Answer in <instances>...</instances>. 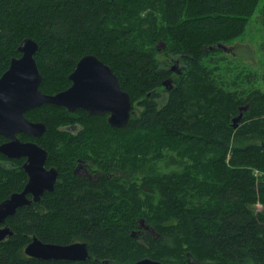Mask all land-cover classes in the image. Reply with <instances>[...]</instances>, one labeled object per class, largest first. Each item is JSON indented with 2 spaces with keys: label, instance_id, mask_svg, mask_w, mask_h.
<instances>
[{
  "label": "trees",
  "instance_id": "16d2710c",
  "mask_svg": "<svg viewBox=\"0 0 264 264\" xmlns=\"http://www.w3.org/2000/svg\"><path fill=\"white\" fill-rule=\"evenodd\" d=\"M260 2L0 0V76L31 37L39 43L35 58L44 80L61 83L56 92L71 85V70L92 53L112 67L132 104L142 106L138 115L133 107L122 128L111 126L107 114H86L84 130L65 146L56 127L62 117L52 112L44 119L40 141L62 182L7 219L14 233L0 241V264H136L144 257L164 264L264 263V211L251 207L264 205V177L255 175L264 172V90L253 85L254 73L224 72L225 60H205L223 52L220 43L243 35ZM149 7L160 21L153 13L142 16ZM160 41L185 61L183 74L174 77L172 60H161ZM167 78H173L171 89L163 85ZM162 87L168 93L163 104ZM247 103L245 123L234 128L231 119ZM83 148L89 150L84 159L102 169L95 179L73 171L70 159ZM163 159L176 168L146 164ZM22 178L5 172L0 200L20 190ZM142 220L153 232L136 237ZM34 236L87 242L91 258L28 256Z\"/></svg>",
  "mask_w": 264,
  "mask_h": 264
},
{
  "label": "water",
  "instance_id": "95a60500",
  "mask_svg": "<svg viewBox=\"0 0 264 264\" xmlns=\"http://www.w3.org/2000/svg\"><path fill=\"white\" fill-rule=\"evenodd\" d=\"M226 48V44L220 43ZM39 43L31 37L24 38L17 47L20 56L11 58L8 69L0 76V134L10 141L0 145V151L10 157L28 155L31 160L27 166L29 180L24 189L12 193L0 202V241L12 235L14 231L6 224L7 219L20 208L41 200L45 191H54L58 178L56 168L45 170L44 164L48 152L33 142H23L17 133L24 132L41 137L47 130L44 122H33L27 119L25 112L43 104L64 106L70 112L84 109L91 115L109 113L111 126L122 128L129 124L133 104L127 91L121 88L118 76L112 67L95 54L82 56L70 73L71 86L56 94H47L40 89L43 80L35 54ZM171 70L181 74L186 68L181 58L173 59ZM163 85L173 87V78H167ZM247 103L239 107V113L232 119L234 128H238ZM33 194L29 198V194ZM142 223L144 220L141 221ZM134 235V234H133ZM28 256L44 260L86 261L91 258L87 242L77 241L69 244L44 242L34 236L25 247ZM136 264H164L162 261L144 257ZM264 264V263H258Z\"/></svg>",
  "mask_w": 264,
  "mask_h": 264
},
{
  "label": "rangeland",
  "instance_id": "374dc122",
  "mask_svg": "<svg viewBox=\"0 0 264 264\" xmlns=\"http://www.w3.org/2000/svg\"><path fill=\"white\" fill-rule=\"evenodd\" d=\"M264 9V0H261L260 5L255 13V15L250 19V22L248 26L246 27L245 32L243 35L236 39H232L227 41L226 48L223 49V52L217 53V54H210L207 57H205V60H225L224 63H221L222 70L224 72H228L230 69L233 71V73H236L238 71H244V72H250L251 74L254 73L256 75V80L253 82V85L255 88H260L261 90H264V25L261 22V14ZM153 13L158 17V20L160 21V13L157 10H154L152 8H147L146 10L142 11V16H147L148 14ZM157 48L161 49L159 56L161 60H170L171 58L177 59V56H173V54L169 53V50H165L164 48L167 47V43L160 41L157 43ZM167 53L170 55L167 56ZM171 57V58H170ZM171 67L170 65L168 66ZM187 70V69H186ZM42 71V70H41ZM73 70H71L72 72ZM45 71H42L43 73V80L41 82V90L46 93H55L58 85H60V82H52V80H44L45 79ZM52 76H55L53 73H51ZM69 74V73H68ZM67 74V75H68ZM183 74V73H181ZM179 74L173 73L174 77H177ZM55 78L60 79L63 81V75L56 76ZM71 82V81H70ZM55 83V84H54ZM161 97L159 99L160 103H165L168 97L167 91L164 89V87L160 88ZM135 108V115L139 114V111L142 110V106H139V102L136 101L133 105ZM54 113L55 115H60L62 117L61 120L58 121L57 130L61 132V141L60 144L62 146H65L67 139L74 137L77 135L78 131L82 132L84 130V117L86 114H89L87 111L83 109H79L75 112H70L66 108L63 107H53V105H46L42 107L35 108L27 113V116L32 119H41L44 121L45 118L49 117V114ZM69 113V114H67ZM67 115V116H66ZM91 115V114H90ZM103 115V114H100ZM69 116V117H68ZM246 118H243L240 122V125L242 123H245ZM65 120V121H64ZM247 121V120H246ZM231 125H232V119H231ZM82 128V129H81ZM80 132V133H81ZM45 134L40 137L43 138ZM46 140L50 142L51 144L54 143V138H49L46 136ZM45 144V142H44ZM84 149V150H83ZM82 150H79L80 153H76L73 155V157L70 159L73 163V169L77 167L78 165V159L81 158H87V156H84V152H89L87 148H83ZM165 152H169L166 150ZM89 154V153H87ZM177 157H180L179 153ZM80 156V157H79ZM183 156V154H182ZM185 160H188V154L185 153ZM89 165L92 164V167H90L89 171L92 172H100L102 171L100 166L96 167L93 165V162L88 161ZM151 162L153 166L160 171H172V169L176 168L175 165L173 166H167L163 160L156 161H147L146 164ZM152 164H149V166H152ZM179 169V168H178ZM177 169V170H178ZM255 175L259 178L262 176L264 177V172L260 170H255ZM62 182V181H61ZM143 199L146 200V196L143 195ZM252 209L256 212L258 211H264V205L261 202H257L253 204ZM147 210V209H146ZM151 212V211H150ZM142 224H147L146 222H143ZM139 232V230L137 231ZM141 233H137L136 237H139ZM143 238V237H142Z\"/></svg>",
  "mask_w": 264,
  "mask_h": 264
},
{
  "label": "flooded vegetation",
  "instance_id": "af4514ba",
  "mask_svg": "<svg viewBox=\"0 0 264 264\" xmlns=\"http://www.w3.org/2000/svg\"><path fill=\"white\" fill-rule=\"evenodd\" d=\"M174 58H171L170 60H173ZM173 62H171V66H172ZM70 80V79H69ZM72 84V83H71ZM71 86V85H70ZM70 86H68L67 88H69ZM67 88H65L64 90H66ZM41 89V88H40ZM63 91V90H62ZM44 92V91H43ZM60 92V91H58ZM58 92H55V93H47V94H56ZM46 93V92H44ZM44 105H49V104H43L41 106H38V107H42ZM50 105H53V104H50ZM54 106H57V105H54ZM38 107H34L32 109H29L25 112V116L27 117V119H29L30 121H33V122H44L42 120H37V119H32L30 117L27 116V113L35 108H38ZM59 107H63V108H66L64 106H59ZM67 109V108H66ZM68 110V109H67ZM79 110V109H78ZM77 110V111H78ZM84 110V109H83ZM69 111V110H68ZM104 114H107V119L109 117V113H104ZM45 123V122H44ZM46 124V123H45ZM47 125V124H46ZM46 132V131H45ZM44 135V134H43ZM42 135V136H43ZM41 136V137H42ZM17 137L23 141V142H33V143H37V145H39L40 147H42L43 149H45L48 154H47V158H46V161H45V164H44V168L45 170H49L50 168H56L57 171H58V178H57V182L55 184V186L58 184L59 181L62 180V177H61V173L59 172L58 170V167L56 164H54L53 162H51L50 160V150L49 148H47L43 142H41L40 140V137H36L35 135L33 134H28V133H24V132H19L17 133ZM0 145L3 144V143H7L8 141H10L9 138L3 136L0 134ZM89 160L88 159H84V158H79L78 159V165L76 168L73 169L74 173L75 174H78V175H82V176H86L87 178L89 179H95L97 178L99 175L96 173V172H92L91 170L89 171L90 169V165H89ZM31 163V160L29 159V156L28 155H21L19 157H10L8 156L7 154L3 153L0 151V178L1 176H3L5 174V172H17V173H21L23 175V181H22V186L20 187V190L18 191H14V192H19V191H22L26 185V183L28 182L29 180V173L27 171V166L30 165ZM12 192V193H14ZM47 192H50L48 190L45 191L44 195L47 193ZM53 192V191H52ZM11 193V194H12ZM10 194V195H11ZM9 195V196H10ZM43 195V196H44ZM8 196V197H9ZM29 198H32L33 197V194H29L28 195ZM42 196V197H43ZM6 197V198H8ZM6 198H3L2 200L6 199ZM42 199V198H41ZM0 200V202L2 201ZM41 201V200H40ZM38 201V202H40ZM38 202H35L33 201L30 205H33L35 203H38ZM2 225H0L1 227ZM139 230V233L141 234H145V233H148L149 231L153 232V228L150 227V225H147V224H142V226H140L138 228Z\"/></svg>",
  "mask_w": 264,
  "mask_h": 264
}]
</instances>
